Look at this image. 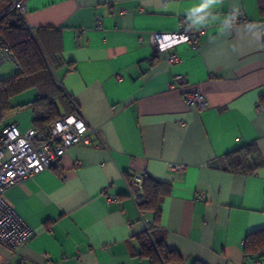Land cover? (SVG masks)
<instances>
[{
	"label": "crops",
	"instance_id": "obj_1",
	"mask_svg": "<svg viewBox=\"0 0 264 264\" xmlns=\"http://www.w3.org/2000/svg\"><path fill=\"white\" fill-rule=\"evenodd\" d=\"M18 1L27 27L55 42L54 77L100 142L5 190L34 235L18 249L0 243V264H159L137 255L153 215L129 195V179L143 172L170 186L160 228L180 264H264V250H243L264 228L260 0H223L204 22L188 18L203 0ZM185 27L202 31L196 44L157 51L150 42ZM172 51L179 61H168ZM176 74L187 84L169 88ZM194 87L203 108L184 100ZM252 141L262 160L253 174L221 168L226 152Z\"/></svg>",
	"mask_w": 264,
	"mask_h": 264
},
{
	"label": "trees",
	"instance_id": "obj_2",
	"mask_svg": "<svg viewBox=\"0 0 264 264\" xmlns=\"http://www.w3.org/2000/svg\"><path fill=\"white\" fill-rule=\"evenodd\" d=\"M260 9L264 2L260 0ZM46 28L31 31L19 8L18 0H0V38L9 46L16 62L17 71L7 77L0 75V131L8 123L7 113L15 108L10 98L29 88H35L37 96L21 106L32 109V127L47 134L51 122L70 115L77 110L73 100L56 81L53 73L52 53L55 42L44 40ZM221 168L227 172L249 175L262 164L261 154L255 141L246 143L226 152L221 158ZM143 189L145 199L139 204L143 211L151 212L147 231L137 255L159 264H180L181 256L169 249L163 239L164 231L160 228V202L169 195L170 186L145 174ZM243 250L245 253L264 250V228L247 235ZM191 264H204L193 260Z\"/></svg>",
	"mask_w": 264,
	"mask_h": 264
},
{
	"label": "built area",
	"instance_id": "obj_3",
	"mask_svg": "<svg viewBox=\"0 0 264 264\" xmlns=\"http://www.w3.org/2000/svg\"><path fill=\"white\" fill-rule=\"evenodd\" d=\"M240 19H233L232 22ZM201 30H193L188 27L175 32L150 34V42L157 51L174 49L180 43L196 44ZM168 61H179L175 51L169 54ZM12 62L16 65L15 58L8 45L0 38V67ZM177 84H187L182 74H176L169 88H176ZM185 102L189 106L203 108L205 98L198 87H194L185 94ZM261 110L257 107V111ZM94 138L100 142V136L96 128L87 124L76 112L63 116L50 123L47 134H43L34 127L22 131L16 123L6 124L0 131V243L13 249L23 246L33 235L34 229L29 226L16 210L4 199L5 190L16 183L24 181L29 176L39 173L56 165L60 158L73 146L90 145ZM75 161V165H79ZM170 170H183L185 165L168 162ZM146 173H135L129 179V195L134 202L139 204L145 199L143 183ZM142 212L143 210L140 209ZM148 218L144 221L148 223ZM17 264H26L20 259Z\"/></svg>",
	"mask_w": 264,
	"mask_h": 264
},
{
	"label": "rangeland",
	"instance_id": "obj_4",
	"mask_svg": "<svg viewBox=\"0 0 264 264\" xmlns=\"http://www.w3.org/2000/svg\"><path fill=\"white\" fill-rule=\"evenodd\" d=\"M17 71L12 62H6L0 67V74L2 77H7ZM37 96L35 88H29L21 93L12 96V104L15 106L9 113H7L6 120L8 122H15L21 130L32 126V109L29 106H21Z\"/></svg>",
	"mask_w": 264,
	"mask_h": 264
},
{
	"label": "clouds",
	"instance_id": "obj_5",
	"mask_svg": "<svg viewBox=\"0 0 264 264\" xmlns=\"http://www.w3.org/2000/svg\"><path fill=\"white\" fill-rule=\"evenodd\" d=\"M223 0H203V3L192 12H189L188 18H194L195 21L204 22L212 13V6L219 5Z\"/></svg>",
	"mask_w": 264,
	"mask_h": 264
}]
</instances>
